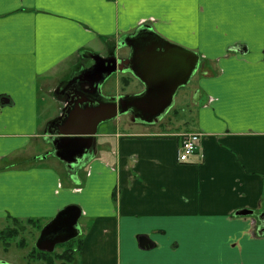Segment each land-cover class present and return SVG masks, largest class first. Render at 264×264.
<instances>
[{
    "label": "crops",
    "instance_id": "crops-1",
    "mask_svg": "<svg viewBox=\"0 0 264 264\" xmlns=\"http://www.w3.org/2000/svg\"><path fill=\"white\" fill-rule=\"evenodd\" d=\"M144 26L199 55L195 153L180 162L179 137L118 116L65 177L47 153L0 166V220L79 206L80 264H264V0H0V161L28 147L39 101H58L54 119L59 87L92 55L129 58Z\"/></svg>",
    "mask_w": 264,
    "mask_h": 264
},
{
    "label": "water",
    "instance_id": "water-1",
    "mask_svg": "<svg viewBox=\"0 0 264 264\" xmlns=\"http://www.w3.org/2000/svg\"><path fill=\"white\" fill-rule=\"evenodd\" d=\"M143 31H148L151 38L144 40L143 45L137 43V48L132 46L134 52L129 58L92 55L93 65L66 83V87L73 85V91L64 100L60 114L48 123L47 128L52 154L66 167H73L85 155L93 156L95 136L101 123L127 114L132 122H157L169 110L177 89L186 85L196 70L199 62L197 53L165 41L147 27L138 29L133 37ZM120 62L124 63L123 68L118 67ZM122 70H130L143 83L144 89L134 94L104 96L102 83L111 74ZM93 73L98 77L88 84L82 82L84 76L88 78ZM252 214L253 211L247 209L235 212L241 216ZM80 216L81 209L75 204L60 209L40 229L35 248L50 253L56 245L78 236ZM258 217L264 221V210ZM262 231L260 229L258 233ZM138 244L146 249L152 246L144 235L138 237Z\"/></svg>",
    "mask_w": 264,
    "mask_h": 264
},
{
    "label": "rangeland",
    "instance_id": "rangeland-1",
    "mask_svg": "<svg viewBox=\"0 0 264 264\" xmlns=\"http://www.w3.org/2000/svg\"><path fill=\"white\" fill-rule=\"evenodd\" d=\"M194 75L195 73L193 72L189 82L176 91L171 108L165 116L159 119L158 123H156L157 126H155V129L159 130L157 132H164V134H161L162 136H170L184 131H190L197 124L195 115L197 107L193 105V86L195 84ZM122 76L124 75L118 73L112 74L105 81L106 83L103 88L105 95L114 96L118 90L122 93L124 91L128 92L140 88V84L135 80L137 78L132 74L128 73L125 76L128 77V79H132L136 86H125L121 82ZM57 102V100L52 99L51 97L39 101L40 107L38 105V109L35 110L36 115H29L31 124H28L22 131L28 137V147L19 153H15L16 156L13 154L12 156L6 155L3 157L0 161V166H13L21 160H27V158H31L32 162L30 164H39L36 160L47 153L50 161L58 164L63 170L64 177L66 176L63 163L50 154L52 145L51 143L46 142L43 137L44 132L48 128V123L50 122L47 121V118H52L51 116H54L57 113ZM128 118L127 115H123L121 120L124 122ZM105 128L111 130V123H103L102 126L99 127V130ZM30 134L33 136L30 137ZM33 156H36L35 160ZM27 220L28 219H18L17 223H14L12 219L7 218L0 220V261H7L13 264H80L78 236L70 244L57 245L55 250L48 255H39L34 249L36 238L43 226V221L31 219L32 222H28ZM12 227H15L17 230L15 236L2 237V232Z\"/></svg>",
    "mask_w": 264,
    "mask_h": 264
},
{
    "label": "built area",
    "instance_id": "built-area-1",
    "mask_svg": "<svg viewBox=\"0 0 264 264\" xmlns=\"http://www.w3.org/2000/svg\"><path fill=\"white\" fill-rule=\"evenodd\" d=\"M180 141L177 149V159L179 161H187L197 148V142L201 137V133L197 131H187L179 134Z\"/></svg>",
    "mask_w": 264,
    "mask_h": 264
},
{
    "label": "flooded vegetation",
    "instance_id": "flooded-vegetation-1",
    "mask_svg": "<svg viewBox=\"0 0 264 264\" xmlns=\"http://www.w3.org/2000/svg\"><path fill=\"white\" fill-rule=\"evenodd\" d=\"M148 31H143V32H140L139 33V35H135L132 39H131V41H132V45H133V47H138V45H137V43L139 44V46L140 45H143L144 43V40H147L148 38H151V35H149L148 33H147ZM119 61V60H118ZM123 66H124V63L123 62H120V63H118V67L119 68H123ZM81 72V71H80ZM116 72H118V71H116ZM115 72V73H116ZM115 73H113V74H115ZM77 74H79V72L77 73ZM77 74H75L74 76H76ZM111 76V75H110ZM109 76V77H110ZM98 77V75L97 74H92V75H90V76H88V78L86 77L85 78V76H84V79H82V82L83 83H85V84H88L90 81H92L93 79H95V78H97ZM108 77V78H109ZM107 78V79H108ZM106 79V80H107ZM105 80V81H106ZM104 81V82H105ZM103 82V83H104ZM103 83H102V85H103ZM89 89V88H88ZM87 89V90H88ZM73 91V85H69V86H67L66 87V84H64V85H62L61 87H59V89H58V91H56L57 93V96L58 97H62V98H64V100L67 98V97H69V94L71 93ZM87 156L88 155H85L84 156V159L85 158H87ZM81 161V160H80ZM80 161H78V162H80Z\"/></svg>",
    "mask_w": 264,
    "mask_h": 264
},
{
    "label": "trees",
    "instance_id": "trees-1",
    "mask_svg": "<svg viewBox=\"0 0 264 264\" xmlns=\"http://www.w3.org/2000/svg\"><path fill=\"white\" fill-rule=\"evenodd\" d=\"M12 220L14 221V223H17V220H18V219L13 218ZM27 221H28V222H32L31 219H28ZM16 233H17V230L15 229V227L8 228L6 231H3V232H2V237H5V236H7V237H12V236H15ZM0 238H1V236H0ZM76 238H77V237H76ZM2 239H3V238H2ZM74 239H75V238L69 240L68 242H66V243H64V244H62V245L70 244V243L73 242ZM78 239H79V238H78ZM79 244H80V240H79ZM71 249H72V248H71ZM71 249H70V250H71ZM68 250H69V249H68ZM68 250H66V251H68ZM34 251L37 252L39 255H43V256H44V255H48V254H50V253H47V252L39 251V250H37L36 248L34 249ZM66 251H65V252H66ZM70 253H71V251H70Z\"/></svg>",
    "mask_w": 264,
    "mask_h": 264
}]
</instances>
